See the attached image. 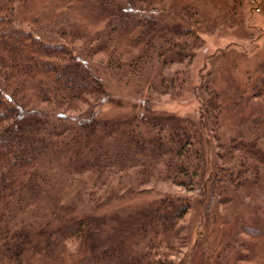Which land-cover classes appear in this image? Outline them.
<instances>
[{"label":"trees","instance_id":"trees-1","mask_svg":"<svg viewBox=\"0 0 264 264\" xmlns=\"http://www.w3.org/2000/svg\"><path fill=\"white\" fill-rule=\"evenodd\" d=\"M173 1L0 0V264H28L30 257L64 264L71 244L83 254L78 264H174L169 236L179 234L189 196L166 193L125 217L66 219L61 189L100 206L161 180L196 190L202 206L214 194H251L261 180L264 128L257 121L227 146L219 141L226 98L209 81L197 118L101 114L114 98L83 55L143 90L184 83L196 11L182 6L176 13ZM257 84L248 98H264V79ZM214 136L221 151H211ZM241 227L249 238L241 260L264 263L262 227Z\"/></svg>","mask_w":264,"mask_h":264},{"label":"rangeland","instance_id":"rangeland-1","mask_svg":"<svg viewBox=\"0 0 264 264\" xmlns=\"http://www.w3.org/2000/svg\"><path fill=\"white\" fill-rule=\"evenodd\" d=\"M172 4L176 13L182 6L196 11L193 57L185 70L184 83L166 92L143 90L133 77L97 63V56L88 59L83 55V62L91 66L114 98V102L99 108L102 116L170 113L197 118L204 98L203 84L209 81L210 88L226 98L216 131L219 141L227 146L232 136L242 131L248 134L246 130L252 129L257 121L259 127L264 128V98H248L253 91L260 90L257 83L264 79L261 68L264 64V0H174ZM168 5L163 3L162 9H167ZM210 147L212 152L220 148L215 136L211 138ZM261 172L263 176L251 187V194L236 193L237 198L224 200H217L214 194L209 204L205 201L202 206L197 202L200 195L196 190L161 180L148 183L149 190L145 192H128L100 206L82 200L74 188L68 187L61 189L58 201L65 205L62 215L66 219L89 214L125 217L146 208L160 195H187L193 204L180 222L179 234L169 236L176 243L170 256L174 264H252L240 258L244 243L249 242L241 226L253 224L264 231V169ZM104 236L100 233L97 239L103 241ZM81 255L78 247L71 244L61 259L63 257L64 264H78ZM46 263L47 259L30 257L28 264Z\"/></svg>","mask_w":264,"mask_h":264}]
</instances>
